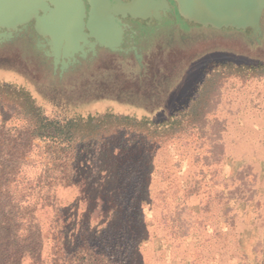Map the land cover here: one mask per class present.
I'll list each match as a JSON object with an SVG mask.
<instances>
[{
	"label": "rangeland",
	"instance_id": "1",
	"mask_svg": "<svg viewBox=\"0 0 264 264\" xmlns=\"http://www.w3.org/2000/svg\"><path fill=\"white\" fill-rule=\"evenodd\" d=\"M204 31L166 81L155 41L75 104L0 75V264H264V37Z\"/></svg>",
	"mask_w": 264,
	"mask_h": 264
},
{
	"label": "flooded vegetation",
	"instance_id": "2",
	"mask_svg": "<svg viewBox=\"0 0 264 264\" xmlns=\"http://www.w3.org/2000/svg\"><path fill=\"white\" fill-rule=\"evenodd\" d=\"M20 1L0 0V75L20 77L37 90L43 87L46 90L44 95L55 101L75 104L74 98L79 100L80 95L79 82L87 72L94 71L101 75L105 70L131 63L139 69V77H142V72H147L153 66L154 57L147 48L155 41H161L170 50L162 60L154 63L158 77H161L158 69L163 70L164 81L168 75L178 73L186 63L206 53L213 43V39L204 31L208 28L183 19L174 0H168L173 13L161 11L160 20L154 17L150 20L122 19L123 36L117 51L101 46L94 39H90L94 47L90 43L86 45L83 34L68 35L53 43L49 36L44 37L36 32V18L20 24ZM83 3L89 9L88 2L83 0ZM39 5L46 11L45 14L39 12V17L45 15L46 21H50L51 10L55 6L66 7L69 3L42 0ZM262 27V36L249 37L250 42H263L264 17ZM191 28L201 29L199 35L192 33Z\"/></svg>",
	"mask_w": 264,
	"mask_h": 264
},
{
	"label": "water",
	"instance_id": "3",
	"mask_svg": "<svg viewBox=\"0 0 264 264\" xmlns=\"http://www.w3.org/2000/svg\"><path fill=\"white\" fill-rule=\"evenodd\" d=\"M42 0H21L18 17L20 24L30 18H36V32L41 36H49L57 43L68 35L83 34L85 44L94 39L101 46L117 51L122 42V19L150 20L161 19L160 12H172L168 0H52L69 3L66 7L51 10V20L46 16L39 3ZM72 2H77L73 5ZM179 15L203 28L214 30L234 29L246 31L250 29L256 37L262 36L264 17V0H174ZM6 25V24H3ZM76 37V36H75ZM91 47L94 44L90 43Z\"/></svg>",
	"mask_w": 264,
	"mask_h": 264
},
{
	"label": "trees",
	"instance_id": "4",
	"mask_svg": "<svg viewBox=\"0 0 264 264\" xmlns=\"http://www.w3.org/2000/svg\"><path fill=\"white\" fill-rule=\"evenodd\" d=\"M65 128V127H63ZM62 127H60V129H58L56 132H58L59 136H56L57 138H63L62 140H68V138H70L71 140V136H69V132L66 131V129H63ZM67 132V133H66ZM66 133V135L64 136L63 134ZM68 134V135H67ZM122 247V246H121ZM125 254V253H124ZM126 260V258H123L122 263H124Z\"/></svg>",
	"mask_w": 264,
	"mask_h": 264
}]
</instances>
